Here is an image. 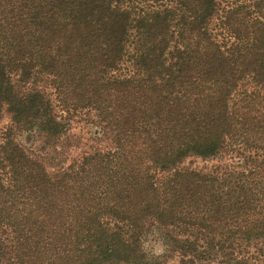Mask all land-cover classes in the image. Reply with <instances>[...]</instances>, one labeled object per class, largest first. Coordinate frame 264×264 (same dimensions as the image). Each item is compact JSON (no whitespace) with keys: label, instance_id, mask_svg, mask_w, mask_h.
<instances>
[{"label":"trees","instance_id":"16d2710c","mask_svg":"<svg viewBox=\"0 0 264 264\" xmlns=\"http://www.w3.org/2000/svg\"><path fill=\"white\" fill-rule=\"evenodd\" d=\"M4 111L0 264H264V0H0Z\"/></svg>","mask_w":264,"mask_h":264},{"label":"rangeland","instance_id":"374dc122","mask_svg":"<svg viewBox=\"0 0 264 264\" xmlns=\"http://www.w3.org/2000/svg\"><path fill=\"white\" fill-rule=\"evenodd\" d=\"M9 115L4 111L3 113H2V116H1V118H0V134H1V132L5 129V127L6 126H8V124H9ZM78 130V129H77ZM17 139L19 140V141H21L22 143L23 142H26L27 141V138H26V135H19L18 137H17ZM208 163H210V162H208V161H202L201 159H194L193 161H192V166H196V167H202V166H204L205 164H208ZM153 244H155L154 243V241H152V240H150L149 242H148V246H149V248L150 249H152V246H153Z\"/></svg>","mask_w":264,"mask_h":264}]
</instances>
